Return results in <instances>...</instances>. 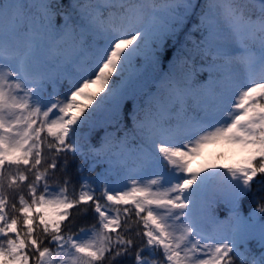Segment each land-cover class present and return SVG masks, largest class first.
Segmentation results:
<instances>
[{
  "label": "snow or ice",
  "instance_id": "obj_1",
  "mask_svg": "<svg viewBox=\"0 0 264 264\" xmlns=\"http://www.w3.org/2000/svg\"><path fill=\"white\" fill-rule=\"evenodd\" d=\"M254 185L264 0H0V264H264Z\"/></svg>",
  "mask_w": 264,
  "mask_h": 264
},
{
  "label": "trees",
  "instance_id": "obj_2",
  "mask_svg": "<svg viewBox=\"0 0 264 264\" xmlns=\"http://www.w3.org/2000/svg\"><path fill=\"white\" fill-rule=\"evenodd\" d=\"M87 167V164H85L84 174L90 175L87 172ZM261 198H264V186L254 185L253 194H250L243 202V213L246 215L250 211V209L256 208L258 206V203L261 202ZM253 247L255 246L253 245Z\"/></svg>",
  "mask_w": 264,
  "mask_h": 264
},
{
  "label": "rangeland",
  "instance_id": "obj_3",
  "mask_svg": "<svg viewBox=\"0 0 264 264\" xmlns=\"http://www.w3.org/2000/svg\"><path fill=\"white\" fill-rule=\"evenodd\" d=\"M97 170H99V169H97ZM252 209H254V208H252ZM252 209H250V211L246 215H248L252 211Z\"/></svg>",
  "mask_w": 264,
  "mask_h": 264
}]
</instances>
